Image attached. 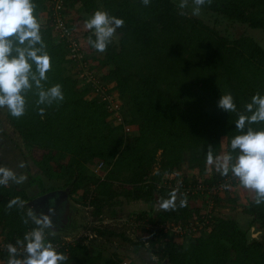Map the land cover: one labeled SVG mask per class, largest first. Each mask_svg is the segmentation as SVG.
Masks as SVG:
<instances>
[{"label":"trees","instance_id":"16d2710c","mask_svg":"<svg viewBox=\"0 0 264 264\" xmlns=\"http://www.w3.org/2000/svg\"><path fill=\"white\" fill-rule=\"evenodd\" d=\"M101 1L102 9L95 0H64L71 8L80 3L86 12L104 10L125 22L117 29L118 41L113 38L102 57H90L83 48L88 60L83 67L71 63L66 40L59 39L49 23H40L52 65L44 85L47 88L60 84L64 100L51 106L40 105L45 108L43 116L38 114L34 92L27 94L22 117L14 118L6 108L0 109L6 119L5 122L0 118L1 133L16 142L26 164L31 161L40 172V179L33 180L29 175L26 183L0 186L3 239L16 242L35 227L31 221L22 222V217L30 211L27 201L69 187L70 195L81 191L97 216L105 206H124L126 201H136L140 207L131 215L139 223L138 229L147 236L150 263L146 264L164 261L166 264H264V203L256 205L249 200L239 205L237 197L227 195L226 202L232 209L242 206L248 226L243 227L237 218L214 211L210 229L195 236L165 233L161 225L194 221L203 214V207H191L188 203L180 207L181 199L176 201L175 210L157 207L174 189H178L177 197L201 198L185 193L184 188L200 182L214 185L231 175V172L228 176L220 175L216 166L205 177L192 176L188 171L203 174L209 168V146L214 157L232 151L230 140L239 134L235 129L238 113L244 112V105L254 94L264 95V46L247 35L229 39L200 17L185 12L180 15L173 0H150L148 6L141 0ZM33 2L38 19L48 7L47 0ZM201 8L264 33V0H212L211 5ZM84 22L78 14L69 24L71 28H80L76 33L79 39L92 35ZM84 67L95 73L103 69L97 78L114 83L123 107L131 115L128 122L131 134L124 133L122 124H109L106 102L90 83L80 84L77 73ZM228 92L233 95L237 112L228 113L217 106L220 96ZM251 127L261 129L264 123ZM8 129L14 137H10ZM100 161L106 165L100 171L102 178L93 172ZM162 180L174 185L158 187ZM46 182L52 184L47 186ZM28 183L29 187L37 183L38 194L29 195ZM233 183L215 196L214 207L220 194H228L239 185ZM90 194L94 196L91 198ZM14 197L24 201L23 208L7 209L8 201ZM111 213L117 216L115 210ZM147 224L152 225V230L145 227ZM251 226L262 233L251 236ZM96 232L105 241L118 235L137 247L144 246V241L125 237L124 232L106 229ZM58 238V235L48 236L46 240L52 242ZM184 240L189 241L187 248ZM56 250L67 256L64 264L122 261L116 251L102 259L100 252L91 255L78 243ZM8 258V254H0V261Z\"/></svg>","mask_w":264,"mask_h":264},{"label":"clouds","instance_id":"9594fccd","mask_svg":"<svg viewBox=\"0 0 264 264\" xmlns=\"http://www.w3.org/2000/svg\"><path fill=\"white\" fill-rule=\"evenodd\" d=\"M141 2L144 6L150 4V0ZM192 3V15H199L201 7L211 5L212 0H192ZM187 6L188 0H180L179 9ZM35 7L33 0H0V109L6 108L14 118L25 115L29 92L37 96L35 103L41 116L45 108L40 105L51 106L64 100L60 84L47 88L44 85L52 65ZM179 14L185 13L181 11ZM124 23L122 18L110 15L107 11H94L84 22L85 29L92 33L88 37L89 45L97 52H105L116 36L117 29L122 28ZM217 106L228 113L237 112L230 92L220 96ZM261 123H264V95L256 93L244 105V112L238 113L235 129L239 134L230 140L232 151L214 157L209 146L207 154L208 163H214L220 175L228 176L231 172L242 188L255 194L253 203L256 205L264 203V128L254 129L251 125ZM25 166L24 161L18 164L20 168ZM26 180L27 176L18 175L13 169L0 165V186L10 182L19 185ZM177 192L178 189L172 190L168 198H162L157 207L164 211L175 210ZM186 204V198L179 202L180 207ZM13 207L23 208L24 201L20 197L10 199L7 209ZM54 211L49 208V213ZM29 221L35 227L27 231L22 239H17L15 245H5L9 254L7 264H64L67 256L46 240L45 230L54 227L51 215L37 214L30 210L26 217H22L24 224Z\"/></svg>","mask_w":264,"mask_h":264},{"label":"rangeland","instance_id":"374dc122","mask_svg":"<svg viewBox=\"0 0 264 264\" xmlns=\"http://www.w3.org/2000/svg\"><path fill=\"white\" fill-rule=\"evenodd\" d=\"M95 2L98 4V7L100 9L103 8L102 6V1L101 0H95ZM173 2L176 4L178 7V4L180 3V0H173ZM77 6V5H76ZM194 5L191 0H188V6L185 9H179L180 11H183L191 16H196L200 17L203 19L205 23H207L209 26L215 27L221 35H224L228 37L229 39H234L239 36L247 35L254 37L258 42H260L264 46V33L262 32L263 30L261 29H252L248 25L243 24V23H238V22H233L229 20H224L220 15L213 14L210 11L203 10L201 8L200 14L199 15H192V9ZM65 10V16L68 24H72V19H74L75 16L78 14L83 15V18L86 20L91 16V12H86L83 7L79 3L78 10L75 8L70 9L69 6L65 4L64 7ZM43 20V19H42ZM41 20V21H42ZM44 24V20L41 22ZM75 33L78 32L80 28L76 27V29L72 28ZM119 34L116 33V36L114 37L115 41H118ZM80 43L82 44L84 50L86 51V54H89V56H97V57H102L103 54L100 52H97L94 48L89 46L88 43V38H84L81 36V39L79 40ZM67 68V67H66ZM100 68V67H99ZM68 69H69V64H68ZM66 69V70H68ZM99 69L97 73H100ZM70 72V71H69ZM71 73V72H70ZM81 76H79V82L81 83ZM99 83L103 84L104 87V93L103 95L109 94V98L114 100V103L121 105L122 107V114L124 118V123L129 126L128 122L130 120V113L128 110L123 107L122 100L120 97H118V92L116 89H114V83L112 81H100ZM92 87V85H91ZM93 88V87H92ZM108 91V92H106ZM96 94H99L97 92ZM124 102V101H123ZM120 107V110H121ZM3 110V109H2ZM4 111V110H3ZM2 111L0 110V113ZM0 118L6 122L5 115L1 113ZM109 124L112 126H115L117 123L115 120L110 118L109 116L106 119ZM4 125V124H3ZM6 126V125H5ZM4 126V127H5ZM130 127V126H129ZM7 129V126L5 127ZM9 128V127H8ZM10 129H8L9 133ZM124 133L131 134L132 129L130 127V131H126L123 129ZM130 132V133H128ZM10 134V133H9ZM12 135L10 134V137ZM9 137V136H8ZM7 136H4L1 131H0V165L9 167L13 169L18 175L23 174L27 176V180L29 178V175L33 180H37L38 174L40 173L39 170L33 165L31 161H28V164L24 168L18 167V164L21 161H25L24 155L21 154L19 146H17L12 140L9 141ZM14 137V136H12ZM18 142V140H16ZM18 145H22L21 143H17ZM22 150V149H21ZM13 151V153L11 152ZM18 154V155H17ZM205 170V172L202 173H194L193 171H189L192 176H200V177H205L206 174L209 172L213 171L215 169V165H210L208 166ZM94 174L97 176V173L95 171V168L93 169ZM40 179V178H39ZM27 180L24 182L26 183ZM166 181V180H162ZM30 183V182H29ZM27 185V188H29V184ZM161 183V182H160ZM13 185V183H9ZM35 184H31V187H33ZM52 183L46 182V185L49 186ZM60 184V183H56ZM231 195L232 197H237L239 205L245 204L249 200H254L255 194L250 191L242 188L240 185H237L234 189H231V191H228V194H220L216 200L217 206L215 208V212H219L220 214H223L225 216L229 215L234 218H237V220L241 223L243 227L248 226V220L246 219V215L241 211L242 206H237L235 209H232L226 202V196ZM94 195H91V198ZM231 198V197H230ZM183 199L182 197H177V200ZM69 200L71 201V204L73 205H66L67 213L70 208L71 213L70 217L73 219L74 222H76V226L74 228H69L67 229L64 234L58 232L54 233L49 230H45V236H64V235H70L72 233L78 234L81 232L82 236L77 240V243L81 246H84L86 248V251L91 254V255H96L97 253H101V258L106 259L107 257L110 256L113 252H117L122 259H127L130 260L133 264H146L150 263L148 260L150 259L149 257V251L147 250L148 246V240L145 232H142L141 229H138L137 227H134L132 224L134 220L132 219V212L134 209L140 207V205H136V201H126L124 202V206H112L108 208V206H105L102 210V213L100 215H95L94 214V206L89 205L87 199H84L81 191H78L75 194L70 195ZM187 203L191 207H198L201 208L204 206V203L202 201V198H188L186 199ZM70 203V202H69ZM69 205V206H68ZM72 206V207H70ZM111 210H115L117 213V216H114V214L111 213ZM69 214H67L68 216ZM131 217L129 218V216ZM86 228H89L86 230ZM97 229H106L109 231H115V232H124L123 234L125 237H129L134 241H144V246L143 247H137L136 245L128 242L126 239L114 235L112 236L109 241H105L103 237H100L96 230ZM68 232V233H67ZM51 233V234H50ZM72 235V238L75 236ZM4 235L0 233V239L3 238ZM189 241H183L184 247L187 248ZM83 251H85L83 249ZM7 260H2L0 261V264H7Z\"/></svg>","mask_w":264,"mask_h":264},{"label":"built area","instance_id":"2783aa9c","mask_svg":"<svg viewBox=\"0 0 264 264\" xmlns=\"http://www.w3.org/2000/svg\"><path fill=\"white\" fill-rule=\"evenodd\" d=\"M47 22L51 25L55 33H57L58 38H64L67 42V48L69 50V55L71 58V63H76V65L82 66L83 63L88 61L86 59L85 51L83 50L82 44L80 43V39L77 37L74 30L69 26L65 16V3L64 0H47ZM97 74L88 68H82L77 73V77L82 80L81 83H90L93 87L95 93L99 92V97L102 101L106 102V108L109 111V117L116 121V125H121L126 131H130V127L124 123V118L122 114V107L114 103V100L109 98V94L103 95L104 87L103 84L99 83L101 80L97 78ZM108 92V91H106ZM121 107V110H120ZM105 163L103 161L98 162L95 166L96 173L103 170L105 168ZM233 182H238L236 178L232 175L226 177L223 181L219 183H215L214 185H206L203 182H200L197 185L187 186L184 188V192L188 194L199 195L202 198L204 203L203 206V214L194 221H190L187 223H165L161 225L162 232L172 233L175 236H195L199 231H207L210 229V223L212 219V214L216 207L215 205V196L219 194L221 191L226 190L227 186L233 185ZM239 183V182H238ZM174 184L170 181H163L158 184V187L165 186L172 188ZM91 196V194H90ZM134 220V218H132ZM134 227L138 228L139 223L134 220L132 223ZM147 229L152 230V225L147 224L145 226ZM89 228H86V230ZM72 235L75 233L60 236V238L52 241L51 243L56 249L65 247L67 245H74L77 243V240L82 236L81 232L76 234L73 238ZM15 245L14 241L0 239V254H8L5 245L7 244ZM9 256V254H8ZM120 264H133L130 260L122 259Z\"/></svg>","mask_w":264,"mask_h":264},{"label":"flooded vegetation","instance_id":"af4514ba","mask_svg":"<svg viewBox=\"0 0 264 264\" xmlns=\"http://www.w3.org/2000/svg\"><path fill=\"white\" fill-rule=\"evenodd\" d=\"M61 200V198L59 199V201ZM61 202V201H60ZM64 202H61L62 205L59 204H44L43 206L40 205H33V206H29V210L34 211L37 214L43 213L44 211H46V214L51 215V218L53 220V225L54 227L52 229H50L49 231H52L54 233H58V232H63V230H67L69 228H74L76 225V222L73 221V219L70 217V213L71 210L69 208L68 213H67V209H66V205L63 204ZM69 205H73L71 204V202L69 203ZM68 205V206H69ZM72 207V206H70ZM49 208H53L55 211L54 213H49ZM73 208V207H72ZM67 214H69L67 216ZM68 233V232H67Z\"/></svg>","mask_w":264,"mask_h":264},{"label":"water","instance_id":"95a60500","mask_svg":"<svg viewBox=\"0 0 264 264\" xmlns=\"http://www.w3.org/2000/svg\"><path fill=\"white\" fill-rule=\"evenodd\" d=\"M61 198V202H64V205L69 204V202H71L69 200L70 198V189L69 187L63 188V189H55V190H51L48 191L46 193L40 194L34 198H32L31 200L26 202L27 206H33V205H40L43 206L44 204H50V205H62L61 202L59 201V199ZM43 213H47L46 211H44ZM251 236L253 237H258L259 234L262 233V230L256 229L255 226H251L250 230ZM162 264H166V262L164 261Z\"/></svg>","mask_w":264,"mask_h":264},{"label":"crops","instance_id":"0c3cea01","mask_svg":"<svg viewBox=\"0 0 264 264\" xmlns=\"http://www.w3.org/2000/svg\"><path fill=\"white\" fill-rule=\"evenodd\" d=\"M77 5V6H76ZM78 7H79V3H77V4H75V6L74 7H70L69 6V8L70 9H73V8H75L76 10H78ZM81 15V14H80ZM82 17H83V15H81ZM44 20V23H46L47 22V9H45L42 13H40V15H39V18H38V20H39V22L41 23L43 20ZM42 20V21H41ZM42 24V23H41ZM109 116V115H108ZM107 116V117H108ZM107 119V118H106ZM12 153H13V151H11ZM18 155V154H17ZM190 171V170H189ZM188 171V172H189ZM97 176L98 177H100V178H102V176L100 175V171L99 172H97ZM27 190H28V193H29V195L30 196H32V195H36V194H38V192H39V187L36 185H34L33 187H29V188H27ZM136 205H138V204H136ZM60 233H64V232H60ZM2 239V238H1Z\"/></svg>","mask_w":264,"mask_h":264}]
</instances>
